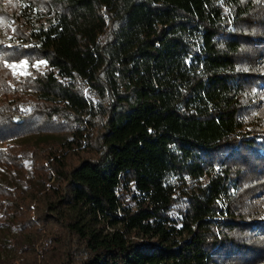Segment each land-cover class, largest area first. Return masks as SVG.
Wrapping results in <instances>:
<instances>
[{"label": "trees", "instance_id": "obj_1", "mask_svg": "<svg viewBox=\"0 0 264 264\" xmlns=\"http://www.w3.org/2000/svg\"><path fill=\"white\" fill-rule=\"evenodd\" d=\"M263 90L264 0H0V264H264Z\"/></svg>", "mask_w": 264, "mask_h": 264}, {"label": "rangeland", "instance_id": "obj_2", "mask_svg": "<svg viewBox=\"0 0 264 264\" xmlns=\"http://www.w3.org/2000/svg\"><path fill=\"white\" fill-rule=\"evenodd\" d=\"M9 66L16 72H24V69H25V66H26V63L21 60V61H17V62H12V63H9ZM262 99L264 100V90L262 92V95H261ZM36 139V136L35 135H30L28 137H25L22 142L26 144H30L32 143L34 140ZM261 197H263V194L260 195V194H257L255 196V200H259ZM260 218H264V211L262 212L261 214V217ZM4 235L7 237L9 235V233H6L4 231V229H0V239H3L4 240Z\"/></svg>", "mask_w": 264, "mask_h": 264}]
</instances>
